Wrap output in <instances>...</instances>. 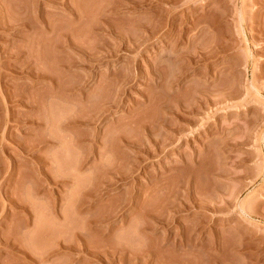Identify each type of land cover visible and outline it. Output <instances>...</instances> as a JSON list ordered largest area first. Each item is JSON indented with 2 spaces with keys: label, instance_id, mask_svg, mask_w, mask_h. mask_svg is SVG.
I'll use <instances>...</instances> for the list:
<instances>
[{
  "label": "rangeland",
  "instance_id": "1",
  "mask_svg": "<svg viewBox=\"0 0 264 264\" xmlns=\"http://www.w3.org/2000/svg\"><path fill=\"white\" fill-rule=\"evenodd\" d=\"M0 264H264V0H0Z\"/></svg>",
  "mask_w": 264,
  "mask_h": 264
},
{
  "label": "bare ground",
  "instance_id": "2",
  "mask_svg": "<svg viewBox=\"0 0 264 264\" xmlns=\"http://www.w3.org/2000/svg\"><path fill=\"white\" fill-rule=\"evenodd\" d=\"M8 16V15H7ZM7 16H5V17H7ZM4 20H6V19H4ZM144 251V250H143ZM123 252V251H122ZM151 253V252H150ZM145 256V255H144ZM146 257V256H145Z\"/></svg>",
  "mask_w": 264,
  "mask_h": 264
}]
</instances>
